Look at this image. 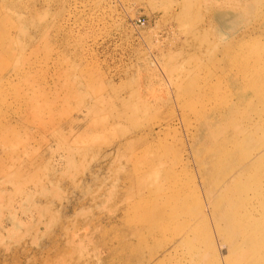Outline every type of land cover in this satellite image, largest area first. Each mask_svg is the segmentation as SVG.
<instances>
[{
	"label": "rangeland",
	"instance_id": "rangeland-1",
	"mask_svg": "<svg viewBox=\"0 0 264 264\" xmlns=\"http://www.w3.org/2000/svg\"><path fill=\"white\" fill-rule=\"evenodd\" d=\"M233 50L264 96V0H0V264H264V177L233 230L195 214L227 135L204 113L255 95Z\"/></svg>",
	"mask_w": 264,
	"mask_h": 264
},
{
	"label": "bare ground",
	"instance_id": "bare-ground-1",
	"mask_svg": "<svg viewBox=\"0 0 264 264\" xmlns=\"http://www.w3.org/2000/svg\"><path fill=\"white\" fill-rule=\"evenodd\" d=\"M230 53L229 58L232 61L230 65L232 69H230V78L228 79L229 85L239 92H242L244 90L243 87H245L246 93L250 94L254 92L255 95L254 97L250 96L249 102L251 104H244V106H236L235 104L234 106L232 102L231 106L227 104L226 106L215 107L212 109L211 114L204 113L207 127H209L210 118L221 117L223 116L222 112L226 114L228 120L224 126L216 131V135H222L223 133L227 135L219 143L215 144L211 152H208L207 159L200 160L199 162V185L207 200V207L202 206L195 214L199 217V220H202L203 225L206 226L209 220L213 218L220 219V210L225 204L224 210L228 206H231L236 210L235 213L239 214V217L234 220V218L229 219L226 213H223V215L227 218L225 220L227 227L233 230L235 227L234 223L241 222L243 216L249 214L244 207L245 204L253 200V197L249 195V191L255 195L263 184L264 175L261 174V171L264 172V109L259 104L264 102V96L259 92L260 86L256 84L257 78H253L251 75L255 74L256 70L251 72L248 69V64H246L248 55L242 51L235 52L234 54ZM257 76L264 78V65L258 69ZM243 77H248V81L251 83L243 84ZM243 99H246V96H243ZM242 107L245 108L243 114L237 122L230 125L229 120L233 117L232 114L237 111V108L242 111ZM211 134L214 135L213 133ZM241 145L248 149L246 154L239 151ZM231 158L234 161L230 160ZM170 173L172 172H168L167 174ZM172 180L176 183L175 179ZM173 201H177L175 206H172L171 200H166L162 208L160 207V211L158 212L160 219L168 218L173 214L181 216L180 214H183L186 208L188 211L191 210L189 209L188 195L185 192H179ZM179 203L181 204V208H178V211L170 210L168 213L169 209L179 207ZM196 215L192 218H195ZM241 228L246 234L248 233L247 228ZM242 229L237 234L235 232V236H241ZM199 231L200 229L195 226L183 232L177 240H174L175 247L183 246L190 239V235H194ZM235 241L237 242L238 239ZM249 262L250 259L248 257H243L239 260V264H248Z\"/></svg>",
	"mask_w": 264,
	"mask_h": 264
}]
</instances>
